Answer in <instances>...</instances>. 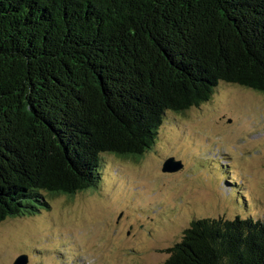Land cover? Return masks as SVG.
<instances>
[{
	"label": "trees",
	"instance_id": "16d2710c",
	"mask_svg": "<svg viewBox=\"0 0 264 264\" xmlns=\"http://www.w3.org/2000/svg\"><path fill=\"white\" fill-rule=\"evenodd\" d=\"M220 83L264 93V0H0V223L95 189ZM241 213L193 218L165 264H264Z\"/></svg>",
	"mask_w": 264,
	"mask_h": 264
},
{
	"label": "rangeland",
	"instance_id": "374dc122",
	"mask_svg": "<svg viewBox=\"0 0 264 264\" xmlns=\"http://www.w3.org/2000/svg\"><path fill=\"white\" fill-rule=\"evenodd\" d=\"M169 159L181 168L162 172ZM49 204L0 223V264H165L193 218L264 219V93L220 83L141 158L108 156L95 189Z\"/></svg>",
	"mask_w": 264,
	"mask_h": 264
},
{
	"label": "water",
	"instance_id": "95a60500",
	"mask_svg": "<svg viewBox=\"0 0 264 264\" xmlns=\"http://www.w3.org/2000/svg\"><path fill=\"white\" fill-rule=\"evenodd\" d=\"M181 168V165L173 162V160H167L162 166V172L165 173H173L178 171ZM14 264H26V260L24 258H20L15 261Z\"/></svg>",
	"mask_w": 264,
	"mask_h": 264
},
{
	"label": "bare ground",
	"instance_id": "6f19581e",
	"mask_svg": "<svg viewBox=\"0 0 264 264\" xmlns=\"http://www.w3.org/2000/svg\"><path fill=\"white\" fill-rule=\"evenodd\" d=\"M241 129H242V127H241ZM184 147V149H185V145L183 146ZM192 151V150H191ZM194 154V153H193ZM148 178V177H147ZM145 180H146V178H144ZM145 180H143V181H145ZM148 180V179H147ZM149 183V182H148ZM150 196V195H149ZM151 197V196H150ZM92 204V203H91ZM20 258H24L25 260L28 258L26 255H21V256H19ZM20 258H18V259H20ZM17 259V260H18ZM27 261V260H26Z\"/></svg>",
	"mask_w": 264,
	"mask_h": 264
}]
</instances>
